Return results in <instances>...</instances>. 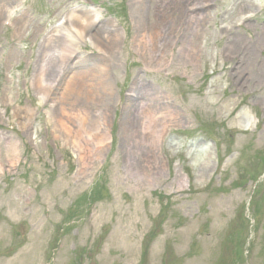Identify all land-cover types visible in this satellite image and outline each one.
<instances>
[{
  "label": "rangeland",
  "instance_id": "rangeland-1",
  "mask_svg": "<svg viewBox=\"0 0 264 264\" xmlns=\"http://www.w3.org/2000/svg\"><path fill=\"white\" fill-rule=\"evenodd\" d=\"M0 264H264V0H0Z\"/></svg>",
  "mask_w": 264,
  "mask_h": 264
},
{
  "label": "bare ground",
  "instance_id": "bare-ground-1",
  "mask_svg": "<svg viewBox=\"0 0 264 264\" xmlns=\"http://www.w3.org/2000/svg\"><path fill=\"white\" fill-rule=\"evenodd\" d=\"M73 13L70 12L67 17H72ZM67 20V19H66ZM65 24L60 25L55 27V29L51 30V32H49L50 37L55 36L56 38H59V42L58 45L56 47V49H59V56L58 58H63L64 54H65V50L66 47L71 46V45H75L76 42L78 41L79 38H81L83 36L84 33V29H80V30H75V31H71L68 28L70 27H64ZM67 30V31H64ZM53 38V37H52ZM54 39V38H53ZM55 40V39H54ZM93 43V41H92ZM76 50H73V53H75ZM47 66H44L41 71L40 74L38 75L37 78V83H38V88L40 87L41 83L43 85V83H45V80H43V77H45L46 75V70H47ZM40 77H42L40 79ZM76 81L72 80L69 82L68 84V89H67V95H71V94H76L79 92V88H77L76 85ZM88 86H91L94 88V85L92 83H87ZM52 86H49L47 90H51ZM43 86H41L40 90H43ZM90 90V89H89ZM48 91L45 90V95H48L47 93ZM150 108V106H149ZM147 109V111H151V109ZM74 110V109H73ZM72 109H66L64 107H62L61 109V114L58 117V123L60 125V127L62 128V130L64 131V133L67 135V137L69 138V140L71 141L73 147L76 149L77 152V156L78 159L80 160L81 163H83L86 158L89 156L90 154V148H89V143L91 142V139L94 137V142L97 144V146H99L100 148L104 147V144L107 140V134L103 133L101 136L100 132V123L99 122H91V119L89 117V114H85L86 116H83V118L79 121L78 125L74 127V125L72 124V122L70 121V116L72 115L73 111ZM145 115V113H144ZM76 118V117H74ZM145 120H148L145 121ZM143 120L142 122H140L141 124V128L145 131H153V128H151V124H153L154 119L149 115V117L147 116V118ZM157 129H154V133H156ZM165 128L161 129V136L164 133ZM105 138V141H103Z\"/></svg>",
  "mask_w": 264,
  "mask_h": 264
}]
</instances>
